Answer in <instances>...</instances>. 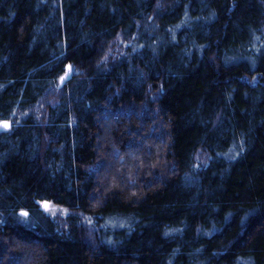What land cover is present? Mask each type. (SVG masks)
Listing matches in <instances>:
<instances>
[{"label":"trees","instance_id":"obj_1","mask_svg":"<svg viewBox=\"0 0 264 264\" xmlns=\"http://www.w3.org/2000/svg\"><path fill=\"white\" fill-rule=\"evenodd\" d=\"M0 122V264H264V0H0Z\"/></svg>","mask_w":264,"mask_h":264},{"label":"snow or ice","instance_id":"obj_2","mask_svg":"<svg viewBox=\"0 0 264 264\" xmlns=\"http://www.w3.org/2000/svg\"><path fill=\"white\" fill-rule=\"evenodd\" d=\"M63 79V78H62ZM0 127H3L5 129H7L9 127L8 123L7 122H0ZM42 207L44 208L45 211H55L54 208H52L47 202H44L42 204ZM20 215L22 217H27L28 216V213L27 212H24V211H21L20 212Z\"/></svg>","mask_w":264,"mask_h":264},{"label":"rangeland","instance_id":"obj_3","mask_svg":"<svg viewBox=\"0 0 264 264\" xmlns=\"http://www.w3.org/2000/svg\"><path fill=\"white\" fill-rule=\"evenodd\" d=\"M7 123H8V125H9V127H8L7 129H9V128H10V123H9V122H7ZM7 129H5V128H3V127H0V130H7ZM54 209H55L54 212H53V211H47L48 214H49L50 216H52V218H57L58 215H64V214L66 213V211L63 210V209H57V208H54Z\"/></svg>","mask_w":264,"mask_h":264},{"label":"water","instance_id":"obj_4","mask_svg":"<svg viewBox=\"0 0 264 264\" xmlns=\"http://www.w3.org/2000/svg\"><path fill=\"white\" fill-rule=\"evenodd\" d=\"M69 79V72H68V74L62 79L63 81H67ZM21 212V211H20ZM20 212L18 213V215L20 216V217H22L21 215H20ZM22 218H26V217H22Z\"/></svg>","mask_w":264,"mask_h":264}]
</instances>
